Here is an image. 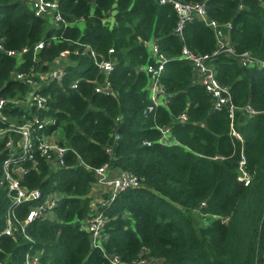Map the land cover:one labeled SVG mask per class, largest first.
<instances>
[{"label":"trees","instance_id":"1","mask_svg":"<svg viewBox=\"0 0 264 264\" xmlns=\"http://www.w3.org/2000/svg\"><path fill=\"white\" fill-rule=\"evenodd\" d=\"M58 1L67 25L35 15L23 0H0V95L9 99L3 107L7 119L0 118V127L10 118L54 116L56 123L38 129L36 136L60 126L62 141L68 144L64 163L58 166L36 148L35 164L23 157L19 146L13 149L17 162L26 168L21 184L40 193L38 198L13 202L2 162L12 151L7 141L17 144L19 134L0 135V264H22L24 253L35 248L41 250L39 264H110L103 250L92 246L83 226L92 212L94 168L105 162L111 169L129 170L139 177L138 185L120 189L107 205H100L106 216L103 245L108 253L116 252L128 263L152 257L161 264H261L264 66L242 65L224 53L212 59L217 79L230 90L234 105L230 117L228 106L212 108L209 93L194 78L191 61L181 56L183 45L198 52L215 47L214 30L202 19L186 21L180 34L175 30L176 10L159 0ZM204 1L209 17L231 23L229 37L236 52L247 50L264 59V0ZM53 34L56 39L44 44L34 59V44ZM147 38L166 56L161 82L168 101L144 111L152 103L149 74L143 69L152 61L143 43ZM84 44L113 59L107 74L99 72L83 51ZM24 46L27 50L21 56L5 51ZM109 47L114 48L112 53ZM63 49L70 51L62 79L40 87L48 107L12 101L29 90L12 71L46 70ZM75 78L77 86L71 87ZM97 81H107L110 91H97ZM182 111L183 121L178 119ZM165 124L178 143L158 141L157 125ZM231 126L242 141L231 134ZM242 154L250 173L248 184L239 179ZM54 193L58 199L51 216L33 218L24 231L16 221L18 228L12 234L1 233L9 207L22 221L31 205ZM194 212L205 222L197 224Z\"/></svg>","mask_w":264,"mask_h":264},{"label":"built area","instance_id":"2","mask_svg":"<svg viewBox=\"0 0 264 264\" xmlns=\"http://www.w3.org/2000/svg\"><path fill=\"white\" fill-rule=\"evenodd\" d=\"M23 2L27 4L30 9H32L35 15L44 17L52 24H68V20L61 13L58 0H23ZM159 2L170 3L176 10L178 14V22L175 30L180 34L184 23L193 17L202 19L207 25L213 28L216 43L215 47L211 51L198 52L190 49L186 45H183L181 56L191 61L194 78L197 82L201 83L209 93L212 108L219 110L223 106H228L229 116L233 117L234 105L231 102L229 87L217 79L212 59L217 54L224 53L228 56L237 58L242 65L248 66H264V59L253 56L247 50L236 52L229 37L231 23L225 22L220 24L216 19L209 17L204 0H159ZM56 37L57 36L53 34L49 38L38 40L33 46V58L38 59L39 49H41L44 44H48L52 39H56ZM1 39L2 37L0 36V48H3ZM73 41L79 45L83 44L77 40ZM143 43L147 46L152 58V61L146 62L143 65V69L149 74L147 88L152 102L145 107L144 111H149L155 105H166L168 101V92L161 82V74L166 56L164 53L159 51L157 43L152 38L143 39ZM77 49L78 47L74 50L77 51ZM26 50L27 46L22 47L20 50L6 49L5 51L13 56H21V54ZM69 51V49L61 50L60 53L49 62V67L46 70H13L12 75L25 82L28 85L29 90L22 97L15 98L12 101L29 107L31 105H29V101L27 99L30 98L31 104H35L38 108H47V96L40 91V87L43 83L49 80L56 79L60 81L62 79L65 74L63 62L67 58ZM83 51H87L89 53L93 59V63L98 68L100 73L107 74L111 70L113 65V59L111 57L106 58L102 55L99 56L96 50L89 44H84ZM113 51V47L108 48V53H112ZM78 80L79 78H75L70 83L71 87H76ZM96 90L110 91L108 82L97 81ZM8 100L9 99L0 95V118L7 119L3 114V107ZM246 109L248 112H253V110L249 107H246ZM178 119L181 121L185 120V112L182 111L178 115ZM56 121V117L49 115H43L42 117L36 116L33 119H26L24 121H20L16 118H10L7 125L0 127V135L7 131H14L19 134L17 144H14L11 139L7 141V145L12 148V151H9V155L5 157L2 162L3 179L5 180L9 191H11L10 195L12 196L13 202H22L27 199L38 198L40 195L38 189H27L20 182V177L23 173H25L26 168L21 165V163L17 162V159L14 156L13 149L16 146L21 148L23 157L30 159L33 164L36 163L32 152V149L34 148H36L39 153L52 165L58 166L64 163V155L67 151L68 144L62 141L64 135L60 126L43 137L36 136L38 129H42L46 124L56 123ZM157 127L160 131V135L158 137L159 142L165 144L179 142L172 133L170 125H157ZM230 132L240 141L243 140L241 134L232 126ZM116 136H118V134H116ZM146 143L149 144L150 141H146ZM13 161L18 164L12 166L11 164ZM239 162V179H241L244 184H248L250 181V173L243 166L245 162L243 154L241 155ZM94 171L95 182L92 188L93 197L90 201L92 212L83 222V226L90 233L92 246L99 247L103 250V254L107 257L110 264H161L160 259H154L152 257L141 258L128 263L123 261L118 253H108L105 250L103 243L107 238V232L104 229L106 216L102 209H100V205H107L109 203V199L120 189L138 185L139 177L134 172L129 170L111 169L107 162L95 167ZM57 199L58 195L56 193L49 194L40 202L31 205L22 221L16 218L14 211L9 207L6 214V224L1 233L12 234L18 228L16 221L21 224V229L24 231V226L28 221L36 217L47 216V213L51 212L53 207L56 205ZM26 236L29 237L27 234ZM40 255L41 250L39 248L28 249L24 253L22 264H39Z\"/></svg>","mask_w":264,"mask_h":264},{"label":"rangeland","instance_id":"3","mask_svg":"<svg viewBox=\"0 0 264 264\" xmlns=\"http://www.w3.org/2000/svg\"><path fill=\"white\" fill-rule=\"evenodd\" d=\"M27 100L29 101V105H30L31 104V99L28 98ZM194 214H195L194 215V218H195V221H196L197 224H202V223L205 222V219L202 218L200 215H198L196 212H194ZM262 264H264V260H263V263Z\"/></svg>","mask_w":264,"mask_h":264},{"label":"crops","instance_id":"4","mask_svg":"<svg viewBox=\"0 0 264 264\" xmlns=\"http://www.w3.org/2000/svg\"><path fill=\"white\" fill-rule=\"evenodd\" d=\"M51 215H52V212H48V213H47V216H51Z\"/></svg>","mask_w":264,"mask_h":264}]
</instances>
